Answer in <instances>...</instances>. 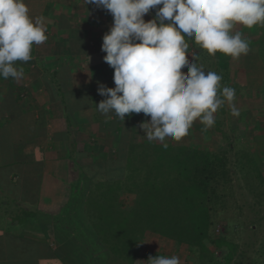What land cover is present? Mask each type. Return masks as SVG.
Listing matches in <instances>:
<instances>
[{
  "label": "trees",
  "instance_id": "obj_1",
  "mask_svg": "<svg viewBox=\"0 0 264 264\" xmlns=\"http://www.w3.org/2000/svg\"><path fill=\"white\" fill-rule=\"evenodd\" d=\"M153 16L154 12L150 11L144 19L147 21ZM254 28L262 33L258 43L260 50H264V25ZM186 42L188 52L192 48L199 53L206 52L187 37ZM212 57L217 69L226 77L230 57L219 53ZM110 72L113 74V69ZM49 76L46 84L50 90L67 79L58 78L57 73ZM110 79L104 74L94 81L109 85ZM19 93L16 87L0 92V264H64L68 256L65 250H53L46 242L55 233L56 220L65 233L79 227L78 230L85 233V241L91 240L100 252H107L106 264H135L147 235L189 248L193 254L192 264H243L236 260L238 254L245 259L238 244L212 237L215 214L226 206L231 195L232 172L227 153L170 142L143 143L136 132L125 147L123 122L105 124L107 133H119L108 147L94 148L88 143L81 148L66 131L64 135L51 136L52 140L65 141L68 148L67 156L61 158L67 162L68 170L61 173L68 178L66 187L70 197L63 206L65 211L59 212L56 218L41 214L37 204L48 164L44 160L36 161L34 156H23L17 148L34 144L42 125L36 128L30 116L19 117L22 112ZM67 97L63 95L61 100L66 113L77 111L76 105L68 111ZM82 101L78 98L74 103ZM243 158L245 162L240 163V170L244 177L258 182L257 187L250 185L249 190L256 192L257 189L259 194H264V178L254 159L247 154ZM49 173L54 178L60 174L55 167ZM79 196H82V208L72 214ZM121 197H127L129 204L120 203ZM252 225L250 231L255 234L258 230L254 226H259L260 222ZM77 239L74 236L73 240ZM249 245L252 246L251 240L245 246ZM78 246L80 250H87L83 241ZM216 251L220 252V259L215 256ZM250 264H264V245Z\"/></svg>",
  "mask_w": 264,
  "mask_h": 264
},
{
  "label": "clouds",
  "instance_id": "obj_2",
  "mask_svg": "<svg viewBox=\"0 0 264 264\" xmlns=\"http://www.w3.org/2000/svg\"><path fill=\"white\" fill-rule=\"evenodd\" d=\"M106 10L112 26L102 36L103 62L113 69L114 88L98 83L105 99L96 106L122 121L132 113L150 120L139 128L147 141H180L199 121L206 131L227 101L231 115L235 89H221L222 77L205 71L189 54L186 37L206 51L238 60L249 52V41L235 26L264 25V0H83ZM154 12L152 19L144 17ZM167 21V23H165ZM45 17L29 15L25 0H0V78L20 80L16 62L32 59L33 47L46 42ZM191 56L192 62L186 58ZM89 58V57H88ZM186 68V72L181 69ZM164 146H167L166 144ZM140 264H181L178 256H155Z\"/></svg>",
  "mask_w": 264,
  "mask_h": 264
},
{
  "label": "rangeland",
  "instance_id": "obj_3",
  "mask_svg": "<svg viewBox=\"0 0 264 264\" xmlns=\"http://www.w3.org/2000/svg\"><path fill=\"white\" fill-rule=\"evenodd\" d=\"M254 27L249 29L240 25L235 26L233 33L239 31L242 34V38L249 41V52L238 60L230 58L229 72L226 73V77L223 75V72L217 69L212 56H209L206 52L199 53L195 48H192L189 52L198 65H203L205 71H214L222 77L220 81L221 89L225 86L235 89L236 95L233 103L240 110L239 117L231 115L230 105L225 101L214 114L215 124L211 128L202 131L201 129L204 126L199 121H196L193 123L191 129H189V134L180 141H173L167 138L165 140V142L172 144L189 145L201 150L227 153L226 156L232 172V189L229 191L231 195L228 197L226 206L215 214L212 237L238 244L240 251L245 253V259L239 258L240 254H238L236 260L242 261L243 264H250L253 259L257 258L260 255L261 246L264 245V194H259L257 189L256 192H251L249 186L253 185V187H257L258 182L245 178L240 170V166H242L240 163L245 162L243 156L247 154L252 156L264 178V50H260V43H258L262 39V33ZM186 58L190 63L192 62L191 56H187ZM181 71L186 72V68H182ZM64 72L62 71V74ZM66 99L68 111L72 110L70 107H74L72 103L74 100L70 96ZM69 113L67 112V114ZM149 120L150 117H146L143 113H132L124 118L122 137L125 147L134 136V132H136V136L143 143H160L158 141H147L143 131L139 128L141 123ZM88 129L89 125L84 131L78 129L74 134L75 141H78L81 148L85 147L88 143H92L94 148L99 145L101 147L112 146L116 140L115 137L119 135L117 131L107 135L102 132L99 133L96 131L95 125L90 132H87ZM13 141L16 142L17 138ZM228 147H231L232 150H228ZM32 154L33 156L35 155L33 159L41 161L38 159L39 155L37 152L33 151ZM60 156H57L58 160L61 159ZM58 169L61 170L59 171L60 174H57L58 180L60 177L62 181L61 183L60 180L58 182L61 185L60 189H55L58 192L56 195L58 199H53L52 203L48 205L49 209H55L56 207L57 209L51 213L39 210L51 219L58 215L59 212L65 211L66 207H62L61 204L65 199L67 202L70 197L69 189L64 186L68 178L64 176V173H61L64 171L63 168L59 167ZM119 200L123 205L129 204L130 201L127 197H121ZM75 202L78 206L71 209L72 214H76L78 209L82 208V196H79V201L76 198ZM60 205L61 208L58 209ZM44 210H48V208L45 207ZM253 222L256 225L260 222L259 226H254V229L256 227L258 230L255 234H252L250 231ZM84 225H87L86 221ZM53 228L55 229V233L51 235L52 237H49V240L53 238L50 246L53 250L59 248L65 250L64 252H66L68 258L65 256L64 264H106L107 252L105 250L100 252L101 250H98L91 240L85 241V233L80 232L78 230L79 227L75 226V229L73 228L74 232L67 231L65 233L60 229L61 224H57L56 220V223H53ZM74 236L78 237V241L73 240ZM250 240L252 246L246 247V243H249ZM82 241L87 247L86 251L78 248L81 247L78 244ZM79 251H82V253ZM156 255L168 257L175 255L180 258L181 264H192L193 254L189 248L185 246L177 247L172 241L154 235H147L145 237L140 249L139 258L135 264H140L139 261L146 262L149 257H155ZM215 256L220 259V252L216 251Z\"/></svg>",
  "mask_w": 264,
  "mask_h": 264
},
{
  "label": "crops",
  "instance_id": "obj_4",
  "mask_svg": "<svg viewBox=\"0 0 264 264\" xmlns=\"http://www.w3.org/2000/svg\"><path fill=\"white\" fill-rule=\"evenodd\" d=\"M25 3L32 18L45 17L48 38L43 44L34 45L30 61L16 62L24 73L22 79L0 78V92H6L8 87H16L20 91L18 99L22 109L19 117L27 119L30 116L31 123L36 128L42 125L37 130L40 136L34 144L18 146L17 150L29 158L33 157V151L37 152L39 160L47 161L49 170L43 175L37 207L43 212L51 213L57 207L49 209L48 205L57 198L58 192L55 189H60L58 182L62 181L57 176L54 178L50 175L49 171L54 167L57 173L61 171L59 167L64 171L68 170L66 161L59 159L60 163L56 162L57 156H67L65 141L52 140L51 136L55 138L66 131L71 138L78 129L84 131L88 125L87 132L95 125L97 132L107 135L109 133L104 128L106 123L123 122L119 117H104L96 108L105 97L97 94L98 83L94 79L105 74L111 77V82L105 86L115 87L111 68L103 62L105 53L101 51L102 36L112 26V17L106 10L97 9L91 4L85 5L83 0H25ZM62 71H65L64 74ZM53 73L59 74L58 78L67 79H63L65 82L61 81L50 90L46 81H50L49 75ZM63 95L72 97L73 105L78 107L77 111L66 113L61 101ZM78 98L83 101L75 104ZM56 146L58 147L55 148ZM17 153L15 150V155ZM63 203H66V199ZM45 207L48 210H44ZM41 237L43 236H40V241L43 240ZM52 241L53 238L46 242L51 245Z\"/></svg>",
  "mask_w": 264,
  "mask_h": 264
}]
</instances>
